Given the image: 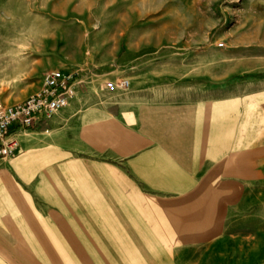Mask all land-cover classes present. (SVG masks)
Segmentation results:
<instances>
[{
	"label": "crops",
	"instance_id": "0c3cea01",
	"mask_svg": "<svg viewBox=\"0 0 264 264\" xmlns=\"http://www.w3.org/2000/svg\"><path fill=\"white\" fill-rule=\"evenodd\" d=\"M200 59L137 56L126 90L76 80L12 134L0 264H264V58L225 82Z\"/></svg>",
	"mask_w": 264,
	"mask_h": 264
},
{
	"label": "rangeland",
	"instance_id": "374dc122",
	"mask_svg": "<svg viewBox=\"0 0 264 264\" xmlns=\"http://www.w3.org/2000/svg\"><path fill=\"white\" fill-rule=\"evenodd\" d=\"M254 54L264 58V0H0L6 105L39 93L55 70L106 87L133 75L137 56L192 66L202 58L208 71L221 57L225 82Z\"/></svg>",
	"mask_w": 264,
	"mask_h": 264
},
{
	"label": "built area",
	"instance_id": "2783aa9c",
	"mask_svg": "<svg viewBox=\"0 0 264 264\" xmlns=\"http://www.w3.org/2000/svg\"><path fill=\"white\" fill-rule=\"evenodd\" d=\"M79 76L81 74L78 72H48L43 77L39 93L17 104L0 103V158L15 155L18 141L12 135L14 132L35 129L68 105L74 96L73 83ZM128 87L129 83L125 79L117 84H106V89L110 92L126 90Z\"/></svg>",
	"mask_w": 264,
	"mask_h": 264
}]
</instances>
